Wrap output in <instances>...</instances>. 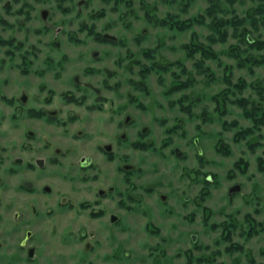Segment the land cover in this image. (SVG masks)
I'll use <instances>...</instances> for the list:
<instances>
[{"label":"rangeland","instance_id":"374dc122","mask_svg":"<svg viewBox=\"0 0 264 264\" xmlns=\"http://www.w3.org/2000/svg\"><path fill=\"white\" fill-rule=\"evenodd\" d=\"M214 4L264 42V0H0V264H264V50Z\"/></svg>","mask_w":264,"mask_h":264},{"label":"trees","instance_id":"16d2710c","mask_svg":"<svg viewBox=\"0 0 264 264\" xmlns=\"http://www.w3.org/2000/svg\"><path fill=\"white\" fill-rule=\"evenodd\" d=\"M210 1L212 2V0H210ZM217 8H218V4H214V5H212L207 10V15L212 18V22L209 24V27L211 28L212 32L214 33L215 38L216 37L218 38V36H219L220 37V40H224V38H226V36H228V32L225 29L219 28L222 23L224 25H226V26H229V27L237 26L236 31H235V36H237V38L238 37L239 38L240 37L241 38H244V40L246 41V43H248L249 46L252 47V48H255V49L260 50V51L261 50H264V42L257 41V40L256 41L255 40H252L251 33H250L251 31L244 30V31H242L241 33L238 34V26L239 25H243L244 24L243 21L237 20V19H233V20H218L216 18V14L214 13V12H217ZM257 11H258V13L264 15V6L262 5L261 7H258ZM262 21L264 22V17H263V20ZM263 25H264V23H263ZM253 26H255L256 28H258L255 21H253ZM215 40H217V39H215ZM237 50L240 53L242 52V49L240 47L238 49H236V51ZM209 53L211 54L210 51L207 52L206 54H209ZM260 63H263L264 64V59ZM242 104L244 105V103H242Z\"/></svg>","mask_w":264,"mask_h":264},{"label":"flooded vegetation","instance_id":"af4514ba","mask_svg":"<svg viewBox=\"0 0 264 264\" xmlns=\"http://www.w3.org/2000/svg\"><path fill=\"white\" fill-rule=\"evenodd\" d=\"M94 57H96V54L94 55ZM51 92V93H50ZM49 92V97H50V99H48L47 98V104H49V103H51V100L53 99V97H54V93H53V91H50ZM66 101L70 104V103H77V104H82L83 103V101H84V99L83 98H77V97H75V96H73V95H66ZM43 112H45V111H43ZM47 116V117H46ZM45 116V114H43L42 112H34V111H30V114H29V117L30 118H35V119H42V118H47V123L48 124H50V125H53V124H59V122H57V120L56 119H51V118H55L54 116H52V115H46ZM48 117H49V119H48ZM83 164L84 165H86V167H88V165L89 164H92V161H87V159H84L83 161ZM35 165H37L38 167H42V161H40V160H37L36 161V164ZM26 187H28V188H33V184L32 183H26ZM44 191H45V193H47V194H50L51 193V188L49 187V186H45L44 187ZM70 205L69 206H73V204L72 203H69ZM64 205H66V203L65 202H61L60 203V207H64ZM82 207L83 208H89V204H84V205H82ZM96 214L97 215H101L102 213L101 212H95V216H96ZM98 216H96L95 218H97Z\"/></svg>","mask_w":264,"mask_h":264},{"label":"water","instance_id":"95a60500","mask_svg":"<svg viewBox=\"0 0 264 264\" xmlns=\"http://www.w3.org/2000/svg\"><path fill=\"white\" fill-rule=\"evenodd\" d=\"M234 191V190H233Z\"/></svg>","mask_w":264,"mask_h":264}]
</instances>
